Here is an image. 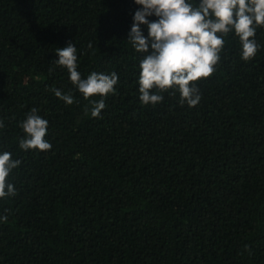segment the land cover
I'll return each mask as SVG.
<instances>
[{
    "label": "trees",
    "instance_id": "trees-1",
    "mask_svg": "<svg viewBox=\"0 0 264 264\" xmlns=\"http://www.w3.org/2000/svg\"><path fill=\"white\" fill-rule=\"evenodd\" d=\"M141 7L0 0V153L21 161L8 178L16 195L0 198V264H264V27L248 61L225 37L195 107L172 90L143 104V54L128 40ZM69 42L82 78L118 74L98 118L102 97L85 99L55 62ZM32 108L51 150L19 147Z\"/></svg>",
    "mask_w": 264,
    "mask_h": 264
},
{
    "label": "clouds",
    "instance_id": "clouds-1",
    "mask_svg": "<svg viewBox=\"0 0 264 264\" xmlns=\"http://www.w3.org/2000/svg\"><path fill=\"white\" fill-rule=\"evenodd\" d=\"M135 3L142 7L134 13L128 40L136 52L143 54L138 79L139 99L143 104L162 102L163 96L156 93L172 90L179 92L181 104L198 105L202 97L195 82L213 75L229 33L234 32L239 38L241 58L245 61L254 58L261 47L255 36L257 28L264 27V0H198V3L191 0H135ZM151 16L157 19L150 21L148 17ZM141 25L147 27V36ZM77 52L75 43L69 42L56 48L55 54L59 58L55 62L67 69L71 83L85 99L97 94L102 97L92 101L91 115L98 118L107 106L104 98L115 94L119 77L116 72L93 71L82 78ZM53 91L66 104L74 103L70 92ZM4 126L0 120V128ZM20 126L26 134L19 141L21 149L51 150V143L45 139L49 121L38 114V109L32 108ZM20 164L11 152L0 153V198L16 195L8 178ZM7 218V215H0V220Z\"/></svg>",
    "mask_w": 264,
    "mask_h": 264
}]
</instances>
